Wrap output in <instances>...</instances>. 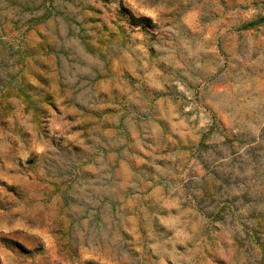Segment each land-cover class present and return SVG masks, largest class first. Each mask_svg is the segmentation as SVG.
Instances as JSON below:
<instances>
[{
    "label": "rangeland",
    "instance_id": "rangeland-1",
    "mask_svg": "<svg viewBox=\"0 0 264 264\" xmlns=\"http://www.w3.org/2000/svg\"><path fill=\"white\" fill-rule=\"evenodd\" d=\"M0 264H264V0H0Z\"/></svg>",
    "mask_w": 264,
    "mask_h": 264
}]
</instances>
